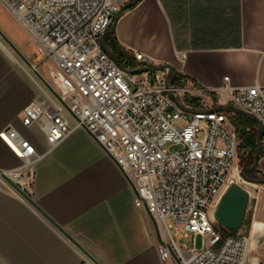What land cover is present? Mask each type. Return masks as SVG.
I'll return each instance as SVG.
<instances>
[{
    "label": "built area",
    "instance_id": "1",
    "mask_svg": "<svg viewBox=\"0 0 264 264\" xmlns=\"http://www.w3.org/2000/svg\"><path fill=\"white\" fill-rule=\"evenodd\" d=\"M1 2L35 43L50 82L75 115L48 89L24 108V125L43 124L47 152L69 136L73 118L132 180L136 206L159 224L164 264H178L173 253L181 264H246L248 236L223 232L211 214L227 190L233 165L238 166L241 138L230 113H191L169 95L166 71L131 74L110 56L101 39L121 8L116 0ZM134 56L144 62L143 53ZM171 88L177 95L183 89ZM222 89L230 94V104L264 123V85L228 82ZM1 135L22 159L18 169L5 172L32 196L35 165L44 154L12 125ZM168 143L182 148L169 151ZM168 218L184 230L180 242Z\"/></svg>",
    "mask_w": 264,
    "mask_h": 264
},
{
    "label": "crops",
    "instance_id": "2",
    "mask_svg": "<svg viewBox=\"0 0 264 264\" xmlns=\"http://www.w3.org/2000/svg\"><path fill=\"white\" fill-rule=\"evenodd\" d=\"M116 1L122 6L129 0ZM1 9L8 10L0 0V22ZM114 38L136 63H141L134 56L139 51L143 64L172 65L189 90L213 93L220 102L230 100L222 89L228 82L264 85V0H140L122 14ZM15 62L22 68L0 46V168L10 171L22 165L1 135L12 125L44 154L35 165L32 196L96 258L103 264H164L154 219L136 206L126 174L85 128L70 118L72 132L47 152L43 124H23L22 111L47 88L32 68ZM257 170L264 176V134ZM242 189L247 197L242 220L228 231L248 236L246 264H264V183ZM218 205L211 214L227 232L215 217ZM0 213L16 227L0 224L7 252L19 264H37L27 256L22 238L43 243V235L30 232L32 223L21 207L1 198ZM0 264L5 263L0 259Z\"/></svg>",
    "mask_w": 264,
    "mask_h": 264
},
{
    "label": "rangeland",
    "instance_id": "3",
    "mask_svg": "<svg viewBox=\"0 0 264 264\" xmlns=\"http://www.w3.org/2000/svg\"><path fill=\"white\" fill-rule=\"evenodd\" d=\"M1 13L3 18L0 22V29L12 40V42L24 53V55L49 80L48 64L44 61L35 43L31 40L26 31L15 19V17L9 12V10L1 9ZM0 46L8 53L12 61L17 66L22 68V66L15 62V60L23 62L25 66L30 67L19 56V54H17V52L8 44V42L3 38L1 34ZM181 81V86L183 89L178 94V96L180 100L185 104H188V98H200L199 105L201 108H210L218 104H230V102L227 101H216L214 95L200 92L198 93L194 90H189V88H191L190 85H188L184 79H182ZM43 86L44 88H46L44 84ZM165 148H167L169 151H176L181 149L182 146L168 143L165 145ZM237 163L238 166L233 165L232 171L230 173L227 190L232 184H237L240 187L247 189H252L256 186V183H251L243 177V171L249 177H264L258 172L257 168L253 171H248L245 169L251 166L254 161L251 160V153L246 151L242 147V141ZM12 190V187H10L8 183L4 182L2 178H0V198L4 201H9L10 203L21 207L23 211H25L29 221H31L32 223L30 232L33 229H36L38 231V234L41 233V235H43L44 237L43 243H41L40 241L35 242L33 238L29 236H27L26 238H22V241L24 242V249H26L25 252H27V256L30 255L29 257L36 258V260L38 261L37 264H79L82 258L88 260V258L64 234H62L48 220H46L30 203H26L25 201L21 200L19 196ZM175 222L176 221L174 218L167 219V223L174 225L172 232L176 233L178 231L180 233L176 236V239L180 242L183 238L184 230L182 228L176 227ZM0 224H3L9 229L15 230L16 228L14 227V223L10 221V219L1 216V213ZM185 241H187V243H190L189 240ZM197 245H201L200 237L197 238ZM57 251L59 253V256L56 253ZM26 257L25 259L27 260ZM0 259L3 260L5 264H19L16 255L7 252L1 239ZM23 264L27 263L24 262Z\"/></svg>",
    "mask_w": 264,
    "mask_h": 264
},
{
    "label": "water",
    "instance_id": "4",
    "mask_svg": "<svg viewBox=\"0 0 264 264\" xmlns=\"http://www.w3.org/2000/svg\"><path fill=\"white\" fill-rule=\"evenodd\" d=\"M139 1L140 0H129L128 2L123 4L121 6L120 10L115 14V17H114V20H113L111 26L108 28L106 33L102 36L101 42H102L104 49L107 51V53L110 56H112L117 61H118L117 55L114 53L111 46L107 42V39H106L107 35L114 32L116 25L118 23V20L120 19L122 14L127 9H129L130 7L137 4ZM0 34L8 42V44L21 56V58L26 62V64L28 66H30L35 71L36 75L42 81V83L45 85V87L58 100H60L65 105V107L71 112L68 104L62 98V96L56 90V88L53 86V84L40 72V70L24 55V53L12 42V40L1 29H0ZM124 69L131 74L143 73V72L166 71V86L168 88L169 95L174 99V101L181 108H183V109H185L191 113L198 114V115H207V114H213L216 112H228V113H234V114H243V115L255 120L257 122V127H258V137H257V143H256L255 152H254V163L245 169L248 171H253L254 169H256L258 167L260 155H261V149H262V142H263L264 123L262 121H260L255 115H253L252 113H250V112H248L242 108L234 106L233 104H218V105L210 107V108H198V107H192L190 105L185 104L184 102H182L180 100L178 95L171 88V77L175 73V68L172 65H169V64L147 65L146 64V65H142V66H139L137 68H132V69L124 67ZM88 132L91 134L90 131H88ZM106 152H108V151H106ZM108 154H110V153L108 152ZM124 173L126 174L125 171H124ZM0 175L8 184H10L12 186V188L16 192H18L25 200H27L46 220H48L57 230H59L62 234H64L87 258H89L94 264H103L81 242H79L73 235H71L58 221H56L50 214H48L40 206V204L34 199L33 196L28 194L16 181H14L1 168H0ZM126 176L129 180L130 184L132 185V187L135 188L132 180L128 177L127 174H126ZM243 177L251 183H256V184H263L264 183V177H249L245 174L244 171H243ZM246 198L247 197H246L243 189L237 184H232L228 188V190L225 192V194L223 195V197H222V199L218 205V208L215 212V217L218 220V222H220L222 224V228L224 230L228 231V228H235L239 225V223L242 220ZM154 222H155V227H156V231L158 233V236L162 240L159 224L155 220H154ZM173 255H174L177 263L181 264V261L179 260V258L174 253H173Z\"/></svg>",
    "mask_w": 264,
    "mask_h": 264
},
{
    "label": "trees",
    "instance_id": "5",
    "mask_svg": "<svg viewBox=\"0 0 264 264\" xmlns=\"http://www.w3.org/2000/svg\"><path fill=\"white\" fill-rule=\"evenodd\" d=\"M106 39L114 53L117 55L118 61L122 63L125 67L137 68L143 65V63H136L133 58L127 54V52H125L120 46H118L114 38V32L108 34ZM181 80L182 77H180L175 71V73L171 77V84L174 86H181ZM210 94L214 95L213 93ZM214 98L216 99V101H218L215 95ZM199 102L200 98H188L187 103L192 107H200ZM232 121L241 138L242 147L246 151L251 153V160L254 161V152L258 137V129L256 126V122L243 114H236L234 117H232Z\"/></svg>",
    "mask_w": 264,
    "mask_h": 264
},
{
    "label": "bare ground",
    "instance_id": "6",
    "mask_svg": "<svg viewBox=\"0 0 264 264\" xmlns=\"http://www.w3.org/2000/svg\"><path fill=\"white\" fill-rule=\"evenodd\" d=\"M18 54V53H17ZM20 56V55H19ZM21 57V56H20ZM14 181H16V177L15 176H13V175H11L10 176ZM11 186V185H10ZM12 187V186H11ZM14 190V189H13ZM15 191V190H14ZM16 192V191H15ZM16 193H18V192H16ZM19 194V193H18ZM19 196H21L20 194H19ZM22 197V196H21ZM23 198V197H22ZM88 260L92 263V261L88 258Z\"/></svg>",
    "mask_w": 264,
    "mask_h": 264
}]
</instances>
